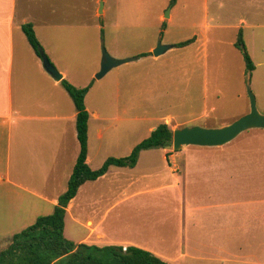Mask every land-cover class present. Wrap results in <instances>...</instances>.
Segmentation results:
<instances>
[{"label":"crops","instance_id":"crops-1","mask_svg":"<svg viewBox=\"0 0 264 264\" xmlns=\"http://www.w3.org/2000/svg\"><path fill=\"white\" fill-rule=\"evenodd\" d=\"M36 1L41 5L36 6L33 5V0H26L25 8L16 23L18 0H0V251L8 247L13 235L32 225L40 216L54 212L60 195L67 189L80 151L75 105L62 87L61 81H55L47 73L42 60L30 44L27 45L24 41L22 26L27 23L33 25L40 43L46 49L45 53L47 52L49 59L63 74V79L76 87H85L86 72L77 68L71 73V65L64 61L69 58L73 63H77L81 58L77 50L80 34L73 36L68 30L60 32L63 44H57L59 54L52 58L48 52L49 48H46L53 45L51 40L47 46L40 39L33 22L34 15L28 11L43 6L51 11L57 5L53 3L54 0H49V4L45 5L44 2L48 0ZM102 1L104 14L105 5L109 0ZM100 3L101 0H95L91 22L58 26L56 22L48 19L45 21L43 18V26L49 31L68 26L82 30L90 24L95 25L98 32ZM132 3L146 6V0H133ZM72 4L73 1L67 6L72 7ZM168 4L161 6V14L157 17L162 25L174 20H192L196 15L194 0H176L168 20L163 21V11ZM186 11L187 17L191 16L190 18L181 16L180 13ZM197 36L196 34L191 39L196 42ZM99 40L100 37H96L94 42L91 41L95 52L92 58L97 57ZM16 44L19 45L18 51ZM175 44L177 43L172 45ZM155 47L156 44L149 49L148 53L151 54L148 56L147 52L139 51L131 57H135L138 62L147 59L156 61L162 55H153ZM142 54L145 56L138 57ZM92 65L91 77H95L100 70V62L93 60ZM34 108L38 110L32 113ZM86 108L88 109L87 106ZM88 112L90 118L87 163L93 170L99 169L109 157L129 156L135 146L147 138V126L136 124L145 120L142 117H107L97 110ZM123 123L125 124L122 125ZM156 127H151L149 133ZM123 129L125 131H122ZM108 132L125 133L127 139L114 135L115 138L111 136L109 142L106 139ZM134 137H137L136 140ZM130 138L133 139L128 141ZM109 149L110 154H107ZM218 149H223V146ZM164 151L163 159L166 162L157 165L162 169L159 173L147 172L145 150L141 152L135 167L111 166L104 176L95 181H88L80 187L76 197L67 207L65 219L69 216L75 218V210L100 208L102 211L95 224L93 220L87 221V231L76 244L135 246L170 264H184L181 258L209 264H257L252 250L259 248L264 251V229L259 227L260 223L264 222V197L257 192L248 195L245 186H232V181L237 175L231 170L230 156L222 161L206 163L186 162V157L178 156L176 163L170 164L167 160L173 155L167 156L171 153L169 149ZM147 179H152L153 184H147ZM166 189H169V192L160 196L164 210H161L160 216L152 217H156L160 225L169 226L174 222L172 231L166 229L164 232L159 230L156 234L149 233L145 242H135L129 238L106 240L109 236L100 230V226L113 208L124 202H136L143 195H146L147 201V193ZM108 191L112 195V204L105 208L104 194ZM169 203L172 204L171 209ZM248 210H251V214L247 213ZM176 213L178 216L174 221ZM157 237H162L161 242L165 246L154 245ZM172 247L180 251L178 256L162 253Z\"/></svg>","mask_w":264,"mask_h":264},{"label":"rangeland","instance_id":"rangeland-1","mask_svg":"<svg viewBox=\"0 0 264 264\" xmlns=\"http://www.w3.org/2000/svg\"><path fill=\"white\" fill-rule=\"evenodd\" d=\"M71 1L72 7L67 6ZM132 2L133 0H109L104 14L99 13L101 18L98 32L95 25L90 24L82 30L68 26L49 31L43 26L47 19L56 22L58 26L91 22L95 0H67L66 3L65 0H54L53 3L57 6L51 11L46 6L29 11L26 7V11L34 15L33 22L40 39L47 46L51 40L53 45L46 48H49L52 58L59 54L57 44H63L60 32L68 30L73 36L80 34L77 50L81 58L77 63L69 58L64 61L71 65V73L77 68L86 72L84 86L91 85L85 99L88 111L97 110L107 117H142L145 120L136 124L147 126V138L150 136L149 129L161 123H167L172 131L193 126L220 128L250 112L249 84L256 97L257 108L264 114V0H194L197 10L193 19L165 22V29L157 17L161 14V6H166L169 0H146V6ZM25 3L26 0H18L16 23ZM33 3L36 6L41 5L36 0ZM47 3L49 4V0L43 5ZM170 10L169 3L163 12L166 14ZM180 14L185 18L191 17H187V11ZM162 19L168 20L164 15ZM240 30L255 64L251 74L247 73L243 56L235 46ZM196 34V42L183 48H172L156 61L134 60L113 68L101 79L91 77L93 60L100 62L101 66L102 42L110 55H117L122 59L139 51L148 53L154 44L157 46L159 40L162 44H174L191 39ZM23 37L29 45L24 32ZM96 37H100L99 48L96 50L97 57L92 58L95 55L92 42ZM18 48L19 45L16 44L17 51ZM16 81L17 78L15 86ZM114 135L127 139L125 133L108 132L107 141H111V136L115 138ZM134 138L136 140L137 137ZM198 147L200 146L175 150L172 145L166 148L171 152L167 156L173 155L167 162L176 163L178 156L186 157V162L198 163L222 161L230 156L231 170L237 175L232 186H245L248 195L257 192L264 197V129L245 131L224 145L223 149L212 147L215 149L201 150ZM109 152L110 149L107 154ZM164 155V149L147 150V172H161L162 169L157 165L165 164ZM151 181L152 179H147V184H153ZM167 192L169 189L147 193V201L146 195H143L136 202H124L127 204L122 203L123 206L120 204L113 208L100 226V230L109 236L106 240L129 238L131 241L145 242L149 233L156 234L159 230L164 232L166 229L172 231L174 222L169 226L160 225L158 219L152 217L161 215L164 205L160 196ZM104 195V206L107 208L112 204V195L109 191ZM168 205L171 209L172 204ZM90 209L75 210V218L69 216L65 219L64 235L68 240L80 242L87 231V221L93 220L96 223L102 209ZM247 213L251 214V210ZM176 216L178 213L174 214V221ZM259 227L264 229V222ZM161 239L162 237H157L154 245L165 246ZM162 253L176 257L180 251L172 247ZM252 253L257 264H264V251L257 248ZM181 261L184 264H209L186 258H181Z\"/></svg>","mask_w":264,"mask_h":264},{"label":"trees","instance_id":"trees-1","mask_svg":"<svg viewBox=\"0 0 264 264\" xmlns=\"http://www.w3.org/2000/svg\"><path fill=\"white\" fill-rule=\"evenodd\" d=\"M175 3L176 0H171L170 6H174ZM162 27L165 29L166 23H163ZM22 30L30 46L41 59L40 51L44 49L33 25L24 24ZM193 42V39L182 41L174 47L183 48ZM235 46L243 56L247 73L251 74L255 69V64L245 44L242 30L239 31ZM149 54L151 53H147V56ZM143 56L145 54L138 57ZM61 83L77 111L76 130L80 151L76 164L67 189L60 195L54 212L40 216L32 225L13 235L8 247L0 251V264H170L153 253L135 246L76 244L65 237L67 207L83 184L104 176L111 166L135 167L142 151L171 147L173 131L167 123H161L148 138L135 146L129 156L109 157L99 169L93 170L87 163L90 114L85 104V98L91 85L76 87L66 79H62Z\"/></svg>","mask_w":264,"mask_h":264},{"label":"water","instance_id":"water-1","mask_svg":"<svg viewBox=\"0 0 264 264\" xmlns=\"http://www.w3.org/2000/svg\"><path fill=\"white\" fill-rule=\"evenodd\" d=\"M103 7L104 4L101 0L99 13L103 12ZM169 12L170 11H167L165 14L166 18L169 17ZM172 48H174V45L162 44L161 40H159L152 53L154 56L159 57ZM101 49L102 60L100 70L95 75L96 79H101L115 67L135 60L134 57L122 59L113 57L107 51L104 42H102ZM40 54L44 69L47 73H49L55 81H61L63 79V74L51 62L44 50H41ZM247 87L250 99V112L248 114L220 128H203L200 126L178 128L173 131V148L175 150H181L188 146L220 147L230 143L245 131L251 129H264V114H261L257 108L256 97L250 85L248 84Z\"/></svg>","mask_w":264,"mask_h":264}]
</instances>
